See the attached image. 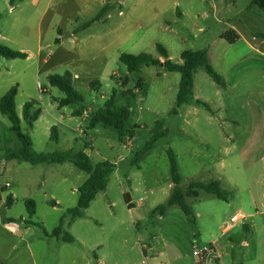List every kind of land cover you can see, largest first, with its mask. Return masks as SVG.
Returning a JSON list of instances; mask_svg holds the SVG:
<instances>
[{"label": "rangeland", "instance_id": "rangeland-1", "mask_svg": "<svg viewBox=\"0 0 264 264\" xmlns=\"http://www.w3.org/2000/svg\"><path fill=\"white\" fill-rule=\"evenodd\" d=\"M105 5L108 12L84 27ZM0 13V45L29 56L0 58V100L18 86L19 116L28 102L42 110L33 129L23 121L34 149L84 151L94 166L103 161L116 166L106 190L73 221L68 211L77 207L88 175L70 162L8 160L6 150L19 144L0 112V264H264V143L251 153L242 151L251 133L242 116L263 112L255 102L232 107L226 102L239 72L264 73V55L249 46H260L264 10L253 0H0ZM233 27L243 35L235 44L222 38ZM157 44L176 63L183 51L208 50L212 66L231 87L223 89L199 68L195 97L210 109L184 104L174 114L179 73L161 66L129 73L120 61L123 53H149L163 61ZM67 71L84 102L60 108L65 94L48 77ZM140 80L143 88H138ZM93 81L100 82L99 91L90 86ZM114 89L118 105L125 103L123 92L134 93L123 140L113 127L90 128ZM257 91L264 101V85ZM230 109L241 115L233 120ZM53 126L58 143L50 139ZM165 129L167 137L141 153L155 132ZM258 136L264 142V133ZM168 150L176 154L186 193L191 182L219 181L228 194V201L204 191L188 197L195 224L179 206L163 216L152 214L174 190ZM27 199L36 203L32 219ZM235 215L238 220L232 222ZM62 220V235H47ZM67 236L73 240L65 241ZM205 248L208 254L195 256Z\"/></svg>", "mask_w": 264, "mask_h": 264}, {"label": "trees", "instance_id": "trees-1", "mask_svg": "<svg viewBox=\"0 0 264 264\" xmlns=\"http://www.w3.org/2000/svg\"><path fill=\"white\" fill-rule=\"evenodd\" d=\"M253 4L264 10V0H253ZM109 6L105 5L100 14L90 20L84 27H88L90 24L101 19V17L108 12ZM1 18V13H0ZM222 38L227 40L231 44H235L239 41L240 36L234 31L229 30L222 35ZM159 57H154L149 53H140L138 55L123 53L120 56V61L127 68L129 73H139L143 66H161L168 72H177L181 75L180 87L177 95V108L173 110L174 114H178V108L184 104H195L197 106L205 107L208 110L209 105L201 100L194 99V84L195 74L199 68H205L208 75L221 87H225L226 83L224 78L218 74L215 68L210 62L209 51L202 50H186L181 53V63L173 62L170 58L169 51L162 44L156 45ZM29 56L22 51H15L11 48L0 45V58L7 59H27ZM51 86L58 88L65 94L64 98L58 100L60 108L80 104L84 102V97L77 91L74 86V76L70 71H67L63 75L53 74L48 77ZM90 86L95 91H99L101 84L99 81L91 82ZM138 88H143L142 80L138 83ZM18 94V86L12 87L0 100V112L6 116L10 123V131L16 136L19 147L17 149L8 148L6 155L8 160H22L32 165L39 164H64L67 162L73 163L78 169L85 172L88 175L87 180L79 188L78 205L74 209H70L69 215L71 219L77 220L82 217L84 211L91 206V203L97 198L98 194L105 191L108 185L109 176L115 170V164L109 161H103L94 166L90 160L89 155L80 151L77 153H38L34 149V142L32 136L24 132L23 121L26 122L29 129H33L35 122L39 120L42 114L41 109H35V103L28 102L24 105L23 116L20 117L17 112L16 97ZM124 99L123 105L117 104L119 97L118 91L114 89L109 99H107L104 105L94 114L90 121V128L94 129L99 125L106 127H113L119 135V139L123 140L129 133V121L132 116V109L134 107V93L131 91H125L121 94ZM79 116V114H75ZM158 128H163V122H158ZM156 127V128H157ZM157 128V129H158ZM156 129V130H157ZM168 131L155 132L151 142L141 153H146L154 147V144L167 137ZM1 138V134H0ZM50 139L56 143L60 141L59 130L57 126L51 128ZM171 166V176L174 184V190L168 201L160 205L157 210L152 214L165 215L169 208L173 206H179L185 215L189 218L192 224L196 223L195 216L192 208L187 202V198H198L201 191L214 195L217 199L228 201V194L223 189L219 181H211L209 183L191 182L189 190L186 193L182 187V177L179 173V164L176 154L173 150H168ZM127 203L129 198L126 195ZM13 195H9L6 201L8 207L13 202ZM26 208L29 218H33L36 214V203L32 199L26 200ZM36 225V224H35ZM63 233V220L60 225L49 236L59 238ZM65 241L71 242L72 237L67 236Z\"/></svg>", "mask_w": 264, "mask_h": 264}, {"label": "crops", "instance_id": "crops-1", "mask_svg": "<svg viewBox=\"0 0 264 264\" xmlns=\"http://www.w3.org/2000/svg\"><path fill=\"white\" fill-rule=\"evenodd\" d=\"M231 30H234L240 36L239 41L243 38V35H241L238 29L233 27ZM257 36L260 37L261 40L260 46H263L264 48V34L257 33ZM252 38L254 39V41L259 39L255 36H253ZM249 46L253 50H256V52L264 55V52L262 51L264 49L260 48V46L256 44H249ZM249 71L252 72H247V73H244V71L241 73L239 72L236 80L232 84L233 85L232 94L226 98V102L229 103V107H232L233 105L237 104V102H246V103L255 102L263 112L262 116H258L255 114L253 115L251 114L249 117L242 116V119L244 118L245 121L247 120L251 131L250 137L247 139L244 149H242L244 153H251L253 152V149L258 147L259 144L263 145L264 143L262 139L258 136V134L264 133V101H262L261 99L260 92L257 91V88H261L264 85L263 83L264 73L262 70L255 71L254 68L249 69ZM225 83L226 85L225 87H222L223 89L231 87V85L228 84L226 81ZM194 99L200 100L197 97H195V84H194ZM230 113H231V118L233 120L241 115L239 114L238 111L231 110Z\"/></svg>", "mask_w": 264, "mask_h": 264}, {"label": "built area", "instance_id": "built-area-1", "mask_svg": "<svg viewBox=\"0 0 264 264\" xmlns=\"http://www.w3.org/2000/svg\"><path fill=\"white\" fill-rule=\"evenodd\" d=\"M238 220V216L235 215L232 217V222H236ZM210 252V248H205L204 250H196L194 251L195 256H204Z\"/></svg>", "mask_w": 264, "mask_h": 264}]
</instances>
